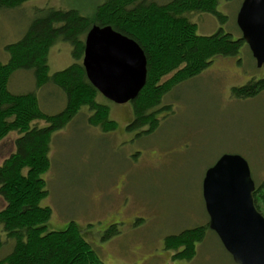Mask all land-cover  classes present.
Returning a JSON list of instances; mask_svg holds the SVG:
<instances>
[{"label": "rangeland", "instance_id": "1", "mask_svg": "<svg viewBox=\"0 0 264 264\" xmlns=\"http://www.w3.org/2000/svg\"><path fill=\"white\" fill-rule=\"evenodd\" d=\"M243 1H221L218 9L228 16L225 25L207 13L189 17L200 35L223 28L237 39L242 37L237 14ZM95 2L99 0H29L1 11L0 62H8L6 47L23 37L39 10L76 9L91 16ZM74 62L70 44L59 40L51 48V74ZM262 79L264 66L257 67L248 46L236 57L215 58L198 77L164 98L161 107L170 109L159 115V127L151 134L127 131L133 119L131 102L119 105L100 94L99 100L110 108V119L118 124L116 131L103 134L89 125L90 112L83 108L52 138V165L44 175L48 196L41 203L52 209L49 229L77 223L105 264H236L211 229L190 260L176 258V252L165 248V240L187 229L208 227L203 181L221 156L240 155L255 184L264 182V91L249 99L231 92ZM11 84L15 93L36 89L31 72H17ZM37 93L46 113L57 114L65 107V96L53 85ZM16 137L12 133L0 141V165L15 151ZM5 205L0 197V211ZM112 226L114 234L105 239ZM6 244L0 258L11 251L12 244Z\"/></svg>", "mask_w": 264, "mask_h": 264}, {"label": "trees", "instance_id": "2", "mask_svg": "<svg viewBox=\"0 0 264 264\" xmlns=\"http://www.w3.org/2000/svg\"><path fill=\"white\" fill-rule=\"evenodd\" d=\"M27 1L0 0V12L16 9ZM221 1L99 0L91 16L76 9L49 7L39 10L23 37L6 47L9 60L0 62V141L12 133L17 137L15 151L0 165V197L6 204L0 211V251L6 243L12 244L0 264H105L77 223L71 222L63 230H50L52 209L41 206L48 196L44 175L52 165L53 136L72 123L83 108L90 112L89 125L103 134L118 129L117 122L110 119V108L99 100L101 95L83 67L85 38L90 29L94 25L111 26L143 49L147 83L131 101L133 119L127 131L151 134L159 127V115L170 109L161 104L173 89L198 77L215 58L236 57L247 46L242 37L234 39L223 28L212 35L198 33V25L189 17L194 13L211 14L222 25L227 23L228 16L218 9ZM59 40L71 45L75 62L51 74L49 54ZM22 71L31 72L36 80V89L25 94L15 93L11 86L12 77ZM47 85L65 96V107L57 114L46 113L40 103L37 90ZM263 91L264 79L231 90L238 99H249ZM254 196L264 214V182L256 185ZM114 227L107 230L105 239L114 234ZM208 227L170 235L165 248L176 252V258L190 260Z\"/></svg>", "mask_w": 264, "mask_h": 264}, {"label": "water", "instance_id": "3", "mask_svg": "<svg viewBox=\"0 0 264 264\" xmlns=\"http://www.w3.org/2000/svg\"><path fill=\"white\" fill-rule=\"evenodd\" d=\"M237 26L258 68L264 66V0H244ZM83 67L90 83L106 99L134 101L147 83V57L133 39L111 26L94 25L85 38ZM256 184L248 162L225 154L203 181L209 228L236 264H264V215L256 205Z\"/></svg>", "mask_w": 264, "mask_h": 264}]
</instances>
